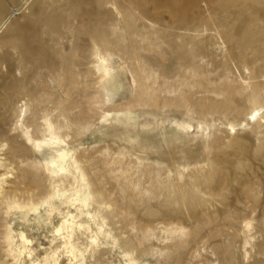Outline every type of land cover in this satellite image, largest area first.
Listing matches in <instances>:
<instances>
[{
  "label": "rangeland",
  "instance_id": "1",
  "mask_svg": "<svg viewBox=\"0 0 264 264\" xmlns=\"http://www.w3.org/2000/svg\"><path fill=\"white\" fill-rule=\"evenodd\" d=\"M0 151V264H264V0H0Z\"/></svg>",
  "mask_w": 264,
  "mask_h": 264
},
{
  "label": "bare ground",
  "instance_id": "2",
  "mask_svg": "<svg viewBox=\"0 0 264 264\" xmlns=\"http://www.w3.org/2000/svg\"><path fill=\"white\" fill-rule=\"evenodd\" d=\"M4 23H2V25H3ZM3 145V144H2ZM1 150H2V148H1ZM1 152V151H0ZM8 161V160H7ZM7 165V164H6ZM1 192V191H0ZM65 242V241H64ZM64 248L65 249H67V243L65 242V246H64ZM55 261V260H54ZM38 264V263H37ZM56 264H57V262H56Z\"/></svg>",
  "mask_w": 264,
  "mask_h": 264
}]
</instances>
